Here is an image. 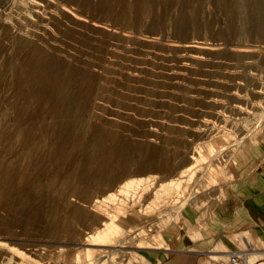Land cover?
<instances>
[{"label": "rangeland", "instance_id": "rangeland-1", "mask_svg": "<svg viewBox=\"0 0 264 264\" xmlns=\"http://www.w3.org/2000/svg\"><path fill=\"white\" fill-rule=\"evenodd\" d=\"M33 1L0 0V264H108L86 247L141 264L182 208L163 211L221 192L264 132V0ZM147 174L139 196L95 202ZM112 214L149 244H87Z\"/></svg>", "mask_w": 264, "mask_h": 264}, {"label": "crops", "instance_id": "crops-1", "mask_svg": "<svg viewBox=\"0 0 264 264\" xmlns=\"http://www.w3.org/2000/svg\"><path fill=\"white\" fill-rule=\"evenodd\" d=\"M243 143L231 181L184 205L172 235L146 248L141 264H223L230 251L264 259V132Z\"/></svg>", "mask_w": 264, "mask_h": 264}, {"label": "bare ground", "instance_id": "bare-ground-1", "mask_svg": "<svg viewBox=\"0 0 264 264\" xmlns=\"http://www.w3.org/2000/svg\"><path fill=\"white\" fill-rule=\"evenodd\" d=\"M6 2H8V1H6ZM36 3L37 2L34 0L33 1V4L36 5ZM45 3H46V1H45ZM9 4H10V2H9ZM4 5L7 6L8 4L7 5L4 4ZM8 6L11 7L10 5H8ZM32 8H33V5H32ZM3 10H5V9H3ZM36 10H37V8H36ZM247 133H245V134H247ZM240 141L241 140H239V139L236 140L235 143H233V145L235 147H237L239 145ZM230 146H232V145H222L219 149L213 150L214 148L212 149V145L209 144L208 148H209L210 151H214V155H217L219 152H221L222 150H225L227 147H230ZM201 150H202V147L201 146H197V151H198L197 153L199 154L200 157H204L205 158V155L203 153H201ZM196 154H194V155H196ZM210 160H212V159H210ZM194 163H195V161H193V163L192 162L189 163L186 167L182 168L179 171V174L177 176L169 177L168 179H165V180L160 181L159 187L154 192V194H155V201L152 200L153 203H155V204H153L152 201L149 202L146 205V209L149 210L152 207H154L155 205L158 206V202H161V203H159L161 205H162V202L163 203H164V201L166 202V200H165V199H167L166 198V195H168L170 193V190L171 189H175V191L177 193L178 192V188L180 187V182H181L180 176L182 174H185L186 171H190L191 174L194 173V171H195V168H193L194 167ZM148 167H151L152 168L153 165L152 164L151 165H148ZM209 167H210V165H209ZM130 177L131 178H127L124 181H122L120 183L119 187H116V190H111V191L107 192V194L103 195L101 199H95V202H99V205L103 204L104 202H116V201H119L120 202V201H122V199L118 196V194H120V193L121 194H124L126 196V198H128V197L129 198H132L133 197V194L132 193H136L139 196L140 195V193H138V189L139 188H141V187L144 188L145 186H151L152 182H154L153 179L151 178L150 174H147V175L141 176V177H132V176H130ZM192 187H191V189H192ZM86 191H87V189H86ZM89 191H90L89 189H88V192H85L84 191L85 192V195H84L85 198H87L89 196ZM136 194H134V195H136ZM193 194H194V191H192V193H190L189 195L192 196ZM130 196H132V197H130ZM188 200H189V196H187L184 200H182L176 206L174 205L172 207L170 206V208H167V209L165 208L166 210L163 211L162 215L165 216V217H169L170 219L173 220L175 214L178 213L180 211V209L186 203H188ZM85 201H87V200L85 199ZM123 202L126 203V201H123ZM171 202H173V201H171ZM117 209H118V207H117ZM71 215H72V212H71ZM82 215L80 213H75V218L76 219L78 217L80 218ZM72 216H74V215H72ZM118 216L116 214L110 215L109 220H107V221L104 220V223L102 225L103 226L102 228L96 229L94 231L89 232V234H88V240H89V242L87 244H102V245L103 244H106L108 246H114L115 244H117V246H122L125 243H128L130 245L137 244V246H141V247L147 246L149 244V242H147L146 238H143V240L141 239L139 242H135V240H136L135 239V237H136L135 235L137 234V231H138L139 228H136L134 231H131V232L128 231V229L126 230L125 227H124V225H123V222H122L123 220L121 219L122 220L121 221ZM160 216L161 215H159V217ZM157 220H158V218L155 219V221H157ZM62 227L63 228L64 227L66 228L65 224L64 225L62 224ZM67 229H68V227H67ZM65 231L67 232L66 229H65ZM143 233L144 232L142 230L141 231V235L139 236V238H142L143 237ZM150 236L154 239V238L157 237V234H150ZM95 249H97V248H95ZM95 249L86 247L84 249L85 257L90 260L96 254L98 256V260H103V261H105L108 264H111L114 261L113 255L115 253H117V249H115V248H113V249L112 248L102 249V251H100V252H97L98 250L96 251Z\"/></svg>", "mask_w": 264, "mask_h": 264}, {"label": "built area", "instance_id": "built-area-1", "mask_svg": "<svg viewBox=\"0 0 264 264\" xmlns=\"http://www.w3.org/2000/svg\"><path fill=\"white\" fill-rule=\"evenodd\" d=\"M261 248L264 250V240H261ZM223 264H264V259H260L257 262H252L243 254L236 251H230Z\"/></svg>", "mask_w": 264, "mask_h": 264}]
</instances>
